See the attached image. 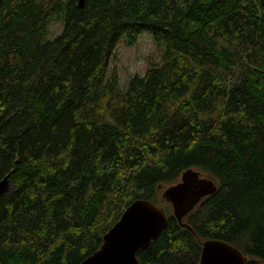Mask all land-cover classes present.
I'll use <instances>...</instances> for the list:
<instances>
[{"label":"trees","instance_id":"trees-1","mask_svg":"<svg viewBox=\"0 0 264 264\" xmlns=\"http://www.w3.org/2000/svg\"><path fill=\"white\" fill-rule=\"evenodd\" d=\"M144 31L162 60L122 88L111 56ZM189 168L217 185L190 229L159 194ZM5 176L0 264H80L137 199L168 216L141 264L209 239L264 264V0H0Z\"/></svg>","mask_w":264,"mask_h":264},{"label":"water","instance_id":"water-1","mask_svg":"<svg viewBox=\"0 0 264 264\" xmlns=\"http://www.w3.org/2000/svg\"><path fill=\"white\" fill-rule=\"evenodd\" d=\"M84 6V0H80ZM8 176L0 182V193L9 187ZM161 187V186H160ZM217 190L215 181L200 170L189 168L180 181L165 189L163 197L173 206L182 226L183 218L207 195ZM168 224L164 207L148 199H137L124 211L120 220L105 234L101 247L80 264H141L137 252L157 239ZM198 264H247L248 257L236 246L220 239L202 242Z\"/></svg>","mask_w":264,"mask_h":264},{"label":"rangeland","instance_id":"rangeland-1","mask_svg":"<svg viewBox=\"0 0 264 264\" xmlns=\"http://www.w3.org/2000/svg\"><path fill=\"white\" fill-rule=\"evenodd\" d=\"M62 28V22H53L49 29V37L52 38L58 35ZM162 55V51L156 44L152 34L149 31H144L132 45L126 44L123 39L117 43L109 62L108 73L110 74L115 67L119 73L121 87L126 88L132 76L136 74L143 75L151 64L161 62ZM203 175L208 177L204 172ZM167 187H169L168 184L161 185L159 188L160 196H163Z\"/></svg>","mask_w":264,"mask_h":264},{"label":"bare ground","instance_id":"bare-ground-1","mask_svg":"<svg viewBox=\"0 0 264 264\" xmlns=\"http://www.w3.org/2000/svg\"><path fill=\"white\" fill-rule=\"evenodd\" d=\"M6 177V176H5ZM4 179V178H3ZM10 185V184H9Z\"/></svg>","mask_w":264,"mask_h":264}]
</instances>
